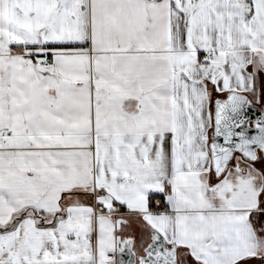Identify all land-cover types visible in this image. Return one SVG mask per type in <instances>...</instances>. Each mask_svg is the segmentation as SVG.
Returning a JSON list of instances; mask_svg holds the SVG:
<instances>
[{
	"label": "snow or ice",
	"instance_id": "1",
	"mask_svg": "<svg viewBox=\"0 0 264 264\" xmlns=\"http://www.w3.org/2000/svg\"><path fill=\"white\" fill-rule=\"evenodd\" d=\"M0 264H264V0H0Z\"/></svg>",
	"mask_w": 264,
	"mask_h": 264
},
{
	"label": "water",
	"instance_id": "2",
	"mask_svg": "<svg viewBox=\"0 0 264 264\" xmlns=\"http://www.w3.org/2000/svg\"><path fill=\"white\" fill-rule=\"evenodd\" d=\"M257 111H259V109H257Z\"/></svg>",
	"mask_w": 264,
	"mask_h": 264
}]
</instances>
